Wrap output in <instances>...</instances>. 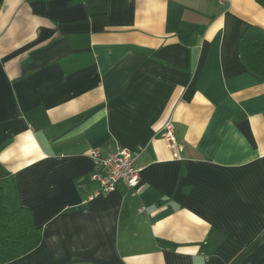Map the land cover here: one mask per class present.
<instances>
[{
    "label": "crops",
    "instance_id": "0c3cea01",
    "mask_svg": "<svg viewBox=\"0 0 264 264\" xmlns=\"http://www.w3.org/2000/svg\"><path fill=\"white\" fill-rule=\"evenodd\" d=\"M251 25L255 0H4L0 190L43 231L8 264H264V82L239 54ZM122 149L139 185L91 198L93 151Z\"/></svg>",
    "mask_w": 264,
    "mask_h": 264
},
{
    "label": "trees",
    "instance_id": "16d2710c",
    "mask_svg": "<svg viewBox=\"0 0 264 264\" xmlns=\"http://www.w3.org/2000/svg\"><path fill=\"white\" fill-rule=\"evenodd\" d=\"M27 2L53 0H25ZM89 0H70L76 5ZM264 9V0H255ZM4 0H0V8ZM242 64L264 82V28L249 26L239 40ZM43 241L42 228L28 208L10 210L0 190V264H8L34 252Z\"/></svg>",
    "mask_w": 264,
    "mask_h": 264
},
{
    "label": "built area",
    "instance_id": "2783aa9c",
    "mask_svg": "<svg viewBox=\"0 0 264 264\" xmlns=\"http://www.w3.org/2000/svg\"><path fill=\"white\" fill-rule=\"evenodd\" d=\"M162 136L170 142L173 140L171 123L165 126ZM92 157L99 169V173L94 174L92 179L99 184V190L94 192L91 198L110 194L119 186L135 189L139 185L142 169L136 166V156L129 150L122 149L108 157H103L99 150H94Z\"/></svg>",
    "mask_w": 264,
    "mask_h": 264
}]
</instances>
